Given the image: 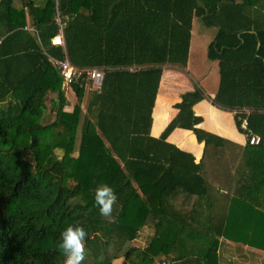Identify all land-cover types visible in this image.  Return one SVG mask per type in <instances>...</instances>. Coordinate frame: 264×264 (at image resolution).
I'll return each instance as SVG.
<instances>
[{
	"label": "trees",
	"instance_id": "trees-1",
	"mask_svg": "<svg viewBox=\"0 0 264 264\" xmlns=\"http://www.w3.org/2000/svg\"><path fill=\"white\" fill-rule=\"evenodd\" d=\"M21 3L0 0V264H64L60 233L77 223L88 233L81 264H115L119 258V264H154V256L170 255L175 243L160 231L172 227L163 200L179 189L205 196V170L220 160L227 143L199 126L203 117L194 106L209 97L200 86L181 94L173 105L178 112L160 136L151 134L164 67H187L195 16L216 28L207 50L220 68L213 104L233 111L241 132L247 118L262 147L264 0H59L70 17L68 58L84 70L72 84L79 100L72 111L66 110L65 82L49 59L65 56L52 43L56 0ZM93 68L104 76L100 89H88L83 110L91 83L86 70ZM51 113L54 120L45 123ZM176 128L193 131L204 143L200 161L168 141ZM103 183L118 197L107 217L95 203ZM191 221L183 225L184 252L171 254L173 261L219 264L215 231L208 226L205 234ZM145 226L155 234L136 256V246L125 245ZM244 241L264 249V239ZM160 264H169L168 258Z\"/></svg>",
	"mask_w": 264,
	"mask_h": 264
},
{
	"label": "crops",
	"instance_id": "crops-1",
	"mask_svg": "<svg viewBox=\"0 0 264 264\" xmlns=\"http://www.w3.org/2000/svg\"><path fill=\"white\" fill-rule=\"evenodd\" d=\"M17 1L21 2V0ZM207 28L213 30L205 31V34L209 31L212 34V37L205 41L206 50L217 31L214 27ZM192 49L193 29L187 67L183 68L178 65L164 67L153 109L151 134L155 137L161 135L167 124L177 114L178 110L173 105L180 100L181 94L195 89H192L191 83L187 80L188 76L184 74L185 69L189 70L191 65ZM207 59L210 62L205 60L204 63H210L208 64L210 67L216 65L213 63L218 65L217 85L215 80V85L210 91L205 89L204 84L200 86L209 97L198 102L194 110L197 115L203 117L199 126L225 139L227 143L224 144V152L220 160L216 162L212 160L209 168L205 170L204 176L208 183V192L205 196L189 197L179 189L171 197L163 200V211L172 217V227L167 225L160 231L164 232L165 239L175 241L170 245L173 249L170 254L174 256L182 252L181 246H184L183 240L187 235V229L183 225L192 218L191 222L200 226L205 234H208L210 229L215 231L216 234H214L219 239L217 252L219 264H264V249L254 247L244 241L252 239L260 244L264 239V145L260 147L249 144L245 133L237 127L235 113L213 104L212 99L220 83V68L217 60ZM168 67L173 70L165 72ZM202 69L198 65L193 69L201 82L209 75L208 69L204 71ZM165 79L168 83L166 86L164 85ZM183 85L185 87H182ZM161 93L163 99L160 98ZM185 130L176 128L169 135L168 141L192 153L197 161H200L204 153V143L199 142L196 135L184 133ZM222 231H226L227 235L222 236ZM142 233L149 241L151 235L155 234V229L145 226L140 234ZM239 239L245 243L237 242ZM116 260L121 261L120 258ZM192 260H194L192 257L184 261L175 260V264H183L185 261L184 264H191Z\"/></svg>",
	"mask_w": 264,
	"mask_h": 264
},
{
	"label": "rangeland",
	"instance_id": "rangeland-1",
	"mask_svg": "<svg viewBox=\"0 0 264 264\" xmlns=\"http://www.w3.org/2000/svg\"><path fill=\"white\" fill-rule=\"evenodd\" d=\"M42 1H44V0H41V2ZM16 3L18 5H21L20 1H17ZM206 30H213V29L207 28L202 23L201 19L199 17L195 16L194 26H193V49H192L191 58H190L191 59L190 60L191 65L189 67V70L185 69L184 74L186 77L188 76L187 80L191 83L192 89L195 88L196 86L202 87V85L204 84L206 87L205 89H208L210 91L212 89L213 85H215V80H216V85H217V66L218 65H217V63H213L216 65H214V67H213V65L210 67L208 65L210 63H204L205 60H207V62H210L207 59L208 57L206 54L207 50L205 47V41L209 37L210 38L212 37L211 31H209L208 34H205ZM203 42H204V44H203ZM197 65L199 66L200 69L203 68L202 69L203 71L206 69L209 70L208 77L203 79L202 82L200 80V77L198 75H196V73L193 70ZM172 70H173V68L168 67L165 69V72H170ZM180 72L183 73L184 71H180ZM164 85L165 86L168 85L167 79L164 80ZM63 87L65 90L66 96L69 100V104L66 106V110L72 111L75 104L79 102L77 93H76L75 89L73 88L72 84L71 85H64L63 84ZM182 87H185V86L183 85ZM89 88H90V85H87V87L85 88V95H84L83 101L81 102L83 110H85V105H86V102H87V99L89 96V90H88ZM53 96H55V94L50 95V97H53ZM50 97H49V100L47 101L48 104H50ZM160 98L163 99L162 93H161ZM54 118H55V113L47 114L44 122L45 123L51 122L54 120ZM183 132L186 134H188V133L194 134L193 131H190V130H187V131L185 130ZM65 137L66 136H64L63 138H65ZM57 152L59 155L62 154V150H58ZM141 236H143V238H141ZM128 242H129V244L125 245V247L132 245V246H136V248L138 249V251H136V256H140L141 251L146 250L147 244H148V241L146 240L145 235H143V233L140 234L138 237H136L134 240L128 241ZM237 242H244V241L239 239V240H237ZM181 248H182V252H184V246L183 245L181 246ZM114 252H115V247L111 246V249L109 250V254H114ZM120 255H122V253ZM91 256L89 257V259H91ZM166 258H168L169 264H175V261H173L172 255L171 254L169 255L167 252H161V253L155 255L154 256V264H160V261L163 259H166ZM115 262H116V264L120 263L119 260H116Z\"/></svg>",
	"mask_w": 264,
	"mask_h": 264
},
{
	"label": "built area",
	"instance_id": "built-area-1",
	"mask_svg": "<svg viewBox=\"0 0 264 264\" xmlns=\"http://www.w3.org/2000/svg\"><path fill=\"white\" fill-rule=\"evenodd\" d=\"M69 15H66L62 12L59 6V0H56V12L54 15V20L58 26V32L56 35L52 38V43L54 45L61 46V48L64 51V58H58L53 55H49V59L53 63V65L59 70L65 85H71L75 83L79 77L82 75L84 70L79 69L75 65L71 63V61L68 58L67 50H66V42H65V27L67 25V22L69 20ZM26 28L30 30H34L37 32L36 27L34 26H26ZM2 42V38H0V44ZM87 77L90 79V88L93 89H100L104 71L99 68H93L90 70H86ZM241 127L244 130V133L248 139V142L251 145H259L262 143V138L260 135L254 133L250 128L248 124L247 118L241 119Z\"/></svg>",
	"mask_w": 264,
	"mask_h": 264
},
{
	"label": "clouds",
	"instance_id": "clouds-1",
	"mask_svg": "<svg viewBox=\"0 0 264 264\" xmlns=\"http://www.w3.org/2000/svg\"><path fill=\"white\" fill-rule=\"evenodd\" d=\"M115 189L107 184H98L95 191V203L103 216H111L117 200ZM88 233L84 226L72 224L60 233L59 248L65 254L64 264H81L85 257V241Z\"/></svg>",
	"mask_w": 264,
	"mask_h": 264
}]
</instances>
